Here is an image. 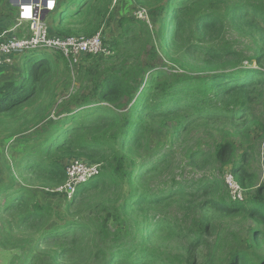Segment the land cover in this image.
Here are the masks:
<instances>
[{"label":"trees","instance_id":"1","mask_svg":"<svg viewBox=\"0 0 264 264\" xmlns=\"http://www.w3.org/2000/svg\"><path fill=\"white\" fill-rule=\"evenodd\" d=\"M150 1L143 4L153 8L151 26L122 17L119 39L106 45L109 52L142 48L150 62L138 60L107 75L96 102L68 108L59 125L51 122L47 131L37 130L39 141L13 165L11 171L17 170L24 184L33 181L50 190L65 183V167L73 160L100 165V174L79 186L64 214L42 205L29 189L17 188V176L11 175L5 195L11 201L0 203V210L16 215L17 228L26 229L25 234L36 235L35 241L27 236L4 242L7 250L18 253L11 264H222L220 254L226 255V264H264V251L253 253L264 244V183L240 202L220 196L216 183L186 185L171 180V185L159 188L154 182L171 172L177 141L185 144L189 132L211 122L230 125L245 120L250 104L260 97L264 0H165V5L163 0ZM111 2L60 0L56 11L48 14L53 16L51 34L77 37L72 28L80 23L90 29L84 37L93 36ZM232 31L253 40L252 57L233 45L227 37ZM22 60L24 78L0 86V111L33 102L36 79L50 65L47 54H25ZM253 62L257 68L250 67ZM168 64L182 72L167 68ZM157 148L164 149L156 153ZM185 148L180 158L187 165L207 163L205 151ZM235 149L230 141L218 143L210 157L218 165L228 163L236 182L246 189L251 185L246 154L235 160ZM127 159L130 170L125 167ZM132 186V193L122 198L123 189ZM127 212L138 215L140 228L151 221L146 226L149 232L139 229L130 242L121 240L108 250L111 218L115 216L121 225L130 221ZM50 217L59 219L60 225L47 229ZM239 218L261 226H251L253 252L229 246L219 230L220 223ZM162 237L172 239L171 251L161 252ZM21 240L25 245H17Z\"/></svg>","mask_w":264,"mask_h":264},{"label":"rangeland","instance_id":"2","mask_svg":"<svg viewBox=\"0 0 264 264\" xmlns=\"http://www.w3.org/2000/svg\"><path fill=\"white\" fill-rule=\"evenodd\" d=\"M33 1L0 0V18L3 19L4 23L6 22L7 25L13 27L20 20L18 15L19 6L22 3ZM59 1L55 0V7L59 6ZM81 1L84 2L85 0ZM145 1L149 0H112L108 12L100 21L99 30L97 31V33L101 34L104 45H109L119 39L117 37L120 35L121 30L118 22L122 17L144 20L151 26L150 17L153 8L149 4L144 5ZM150 3L154 4L155 1L151 0ZM162 4L165 5L166 1L163 0ZM49 17L48 15L46 18L48 27ZM155 27L158 26L155 25ZM49 28L51 30L52 25ZM72 29L74 30V35H77V37L88 36L87 33L90 32L87 26L80 23L73 24ZM28 33L29 28L26 21H22L19 27L12 30V34L17 37L27 36ZM227 37L237 49L248 56L252 57L254 55V43L252 39L241 37L234 31L228 33ZM17 54L15 55L14 62L11 61L9 63L11 68L6 71L16 81L24 78L22 74L25 71L23 70L22 60L25 54ZM47 55L50 57V65L47 71H40L39 78L36 79L38 94L33 102L31 101L20 108L0 111V189H2L0 203H10L11 201L5 195H7L6 190L11 182V175L14 173L17 176V180L14 182L17 188L23 187L29 189L34 192L36 199L42 205L64 214L66 206L70 203L69 200L64 198L63 195L53 194L54 189H44L34 184L33 181L24 184V179L19 177L17 170L11 171L14 170L13 165H17L25 150H29L34 143L39 141L40 136L35 133L37 130L41 129L42 132L47 131L51 122L59 125V120L64 119L63 117L66 115L68 108L72 109L71 107H75L77 104L88 100L96 102L98 88L107 75L117 73L121 69H126L138 60L144 63H149L150 60L149 55L142 48L138 47L120 48L117 52H110L108 56L96 55L91 58L81 56L75 63L69 62L57 53H49ZM248 64L249 62L244 63L246 67H249ZM166 66L179 73L182 72L171 64ZM250 67L257 68L255 62ZM260 70L264 72V56ZM260 94V97L255 95L256 101L250 104V110L245 113L247 115L245 120H240L230 125L224 122H211L207 126H199L189 132L185 144H180L177 141L176 149L178 150V155L175 156L176 163L172 165L170 173L166 172L165 176H158L154 180L157 187L165 188L167 184L171 185V180L186 185H189L193 181H205L218 184L220 196L229 197L233 201L240 202H243L251 194L252 190L254 191L259 188L264 183V90ZM72 102L73 104H70ZM169 127L170 124H167V128ZM165 133L167 135L168 130H165ZM227 141L235 145V160L239 158L241 153L246 154L244 162L248 174L247 183L251 184L246 189H243L236 182L230 172L228 163L218 165L210 157L215 145ZM186 146H189V148L195 146L205 151L208 157L207 163L198 164L197 167L187 165L186 161L180 158L186 150ZM164 148H157L156 153H159ZM140 160L137 158V161ZM125 167L127 170H130V161L128 159L125 162ZM134 188L135 186L131 188L125 187L123 189L124 192L120 193V195L122 198H125L132 193ZM111 200H115V197H112ZM104 211L106 213L107 210L105 209ZM130 212H133V210ZM130 212H127L130 221L122 222L121 225L116 221L115 216L111 218V233L107 238L108 250L117 245L121 240H124L126 244L130 242L133 234L139 229H145L146 232H149V227L146 226H150L152 222L147 221L144 224L145 228H140L139 226L142 224L140 218L137 214H131ZM145 213L150 214L149 211ZM15 218H17L16 215L5 214L0 210V264H11L15 261V256L18 255L16 252L7 250L8 243L4 244V242H10L12 238L19 240L27 236L30 237L31 241H35L36 239V235L33 232H28L26 235V229H18ZM13 220L15 223L10 226ZM74 221H78V219ZM48 222L47 229L56 228L61 223L59 219L57 220L52 217L48 219ZM252 225L256 224H252L247 218L230 219L220 223L219 230H222L223 236L227 239L229 246L252 251L253 234L250 233ZM256 226H258V229H261V226ZM22 241L17 242V245H25ZM161 241V252L171 251L173 247L172 239L166 240V238L162 237ZM24 243H26V240H24ZM260 249L264 251V244L256 252H252L258 256ZM223 252L225 253V250ZM13 253L16 254L14 255ZM162 257L158 256V259ZM219 258L222 260V264H226L225 254H220Z\"/></svg>","mask_w":264,"mask_h":264},{"label":"built area","instance_id":"3","mask_svg":"<svg viewBox=\"0 0 264 264\" xmlns=\"http://www.w3.org/2000/svg\"><path fill=\"white\" fill-rule=\"evenodd\" d=\"M45 1L46 6L43 5L44 0H34L19 6L20 20L14 28L19 27L22 21H26L28 22L29 33L27 36L18 37L11 31L0 34V67L14 53L30 55L59 53L72 63H75L81 56H108L110 54L102 42L100 33L89 38L52 36L46 23V17L56 9L55 0ZM44 12L45 14H42ZM65 172V183L54 189L53 192L63 194L70 201L79 186H85L98 177L100 165L73 160L66 165Z\"/></svg>","mask_w":264,"mask_h":264},{"label":"crops","instance_id":"4","mask_svg":"<svg viewBox=\"0 0 264 264\" xmlns=\"http://www.w3.org/2000/svg\"><path fill=\"white\" fill-rule=\"evenodd\" d=\"M50 20H49V27L50 25L53 24V16L52 17H49ZM58 21V20H57ZM16 24H14L13 27H11L10 25H7L6 22L4 23L3 22V19L0 18V34L3 33V32H7V31H11L13 30V28L15 27ZM50 31V29H49ZM53 29H51L50 31V34L52 33ZM52 35V34H51ZM53 36V35H52ZM15 55H18L17 53H14L12 55H10L5 63L0 67V86L6 82V81H10L12 80V76L10 74H7L6 71L9 70L11 67H10V62L13 61L14 62V59H15ZM13 66V65H12Z\"/></svg>","mask_w":264,"mask_h":264},{"label":"water","instance_id":"5","mask_svg":"<svg viewBox=\"0 0 264 264\" xmlns=\"http://www.w3.org/2000/svg\"><path fill=\"white\" fill-rule=\"evenodd\" d=\"M43 5L46 6V1L44 0ZM45 13V12H44Z\"/></svg>","mask_w":264,"mask_h":264},{"label":"bare ground","instance_id":"6","mask_svg":"<svg viewBox=\"0 0 264 264\" xmlns=\"http://www.w3.org/2000/svg\"><path fill=\"white\" fill-rule=\"evenodd\" d=\"M42 14H44V13H42Z\"/></svg>","mask_w":264,"mask_h":264}]
</instances>
